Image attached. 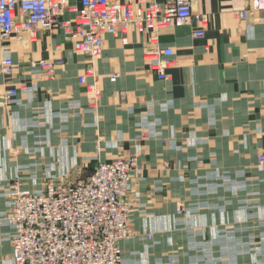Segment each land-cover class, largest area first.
<instances>
[{
    "label": "crops",
    "instance_id": "0c3cea01",
    "mask_svg": "<svg viewBox=\"0 0 264 264\" xmlns=\"http://www.w3.org/2000/svg\"><path fill=\"white\" fill-rule=\"evenodd\" d=\"M193 8L210 16L203 38L192 37L193 23L159 33L174 50L169 80L144 58L150 32L131 28L128 44L105 36L98 106L78 81L87 59L61 30L0 47V69L6 58L14 69L0 71V94L34 87L0 106V264H14L4 219L10 183L30 191L49 179L75 183L98 162L132 154L144 166L128 192L132 224L154 239L122 241L124 263L264 264V12L251 0H194ZM246 9L245 19L234 12ZM40 58L63 62L54 77L35 78Z\"/></svg>",
    "mask_w": 264,
    "mask_h": 264
},
{
    "label": "built area",
    "instance_id": "2783aa9c",
    "mask_svg": "<svg viewBox=\"0 0 264 264\" xmlns=\"http://www.w3.org/2000/svg\"><path fill=\"white\" fill-rule=\"evenodd\" d=\"M194 0H0V47L13 37L35 41L39 32L61 30L65 39L87 59L85 71L78 77L90 94V105L98 106L102 97L96 62L102 57L105 36H120L128 44L131 28L150 32L149 48L144 58L160 80H169L174 50L159 43L161 30L194 24V39L203 38L210 16L193 8ZM253 10L264 12V0H251ZM247 18L249 10H235ZM59 48V46H57ZM63 63L53 58L32 62L38 70L36 79L55 76ZM1 73L14 72L13 60L6 58ZM117 72L110 74L115 82ZM91 79V81L89 80ZM34 87L26 82L6 88L0 94V106L20 102L19 92ZM257 163L264 168V153ZM144 166L138 154L100 161L93 172L75 183L49 179L42 189L30 191L16 179L7 187L9 206L4 219L12 232L14 264H126L121 242L128 239L153 240L152 232H138L132 224L134 202L128 197L135 174ZM179 214L185 213L182 204ZM169 264H175L172 259Z\"/></svg>",
    "mask_w": 264,
    "mask_h": 264
},
{
    "label": "rangeland",
    "instance_id": "374dc122",
    "mask_svg": "<svg viewBox=\"0 0 264 264\" xmlns=\"http://www.w3.org/2000/svg\"><path fill=\"white\" fill-rule=\"evenodd\" d=\"M124 158H128V157H124ZM78 181H79V180H78ZM76 182H77V181H76ZM128 192H129V190H128ZM127 198H128V197H127ZM128 199H129V198H128ZM170 260H172V259H170ZM170 260H169V261H170Z\"/></svg>",
    "mask_w": 264,
    "mask_h": 264
}]
</instances>
